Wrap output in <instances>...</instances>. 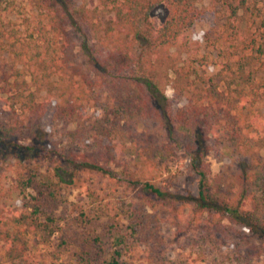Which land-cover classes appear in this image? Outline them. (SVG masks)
<instances>
[{
    "label": "trees",
    "instance_id": "trees-1",
    "mask_svg": "<svg viewBox=\"0 0 264 264\" xmlns=\"http://www.w3.org/2000/svg\"><path fill=\"white\" fill-rule=\"evenodd\" d=\"M28 1L34 14L18 23L10 19L15 0H0V142L25 136L32 141L24 147L27 160L41 161L47 158L35 141L44 140L47 126L64 121L75 126L67 135L76 147L93 151L51 162L55 166L48 161L45 189L30 178L21 181V191L34 193L20 208L0 179L3 261L37 264L30 240L47 243L64 233L56 218L64 199L60 185H71L84 172L109 180L123 175L125 188L136 190L150 209H167L173 227L191 235L237 227L243 239L259 242L264 256L260 0H213L212 27L203 39L215 60L200 56L186 39L208 14L198 0H98L93 8L69 0ZM159 5L168 8L162 26L151 19ZM169 86L184 106L173 109ZM148 122L165 132V142L150 134ZM180 153L199 179L196 195L178 196L160 180ZM211 155L236 168L226 188L213 176ZM124 213L118 216L135 233L137 208ZM104 217L100 209L92 221ZM83 239L76 264H154L153 255L137 253L138 237L110 242L98 233ZM200 262L207 264L205 257ZM237 263L249 262L245 257Z\"/></svg>",
    "mask_w": 264,
    "mask_h": 264
},
{
    "label": "rangeland",
    "instance_id": "rangeland-1",
    "mask_svg": "<svg viewBox=\"0 0 264 264\" xmlns=\"http://www.w3.org/2000/svg\"><path fill=\"white\" fill-rule=\"evenodd\" d=\"M69 1L75 7L84 5L93 8L98 3V0ZM260 2L264 9V0H260ZM15 6L17 9L14 15L10 16L13 21L22 23L24 14L29 17L34 14V9L28 0H15ZM197 7L208 14L205 20L199 22L194 30L186 36L187 42L192 45L193 50L198 48L200 56L207 55L210 60H215L217 53L208 49L203 39L204 33L212 27L213 0H198ZM167 17L168 8L166 5H159L151 14L152 21L159 26L165 23ZM166 94L173 103V109L185 105V101L180 102L174 98L172 87L167 88ZM259 108L261 115L264 116V105H260ZM74 128L73 124L64 121L47 126L45 129L48 132L44 140L42 142L35 141V144L43 148L42 157L47 158L41 161L27 160V151L24 150V147L30 145L32 141L25 136L16 135L10 140L0 142V179L6 187H11L14 206L20 208L23 200L34 193L32 189L26 192L21 191L22 188L19 187L21 181L26 182L30 178L39 188L47 187L49 184L46 172L48 161L52 166H55L56 164L51 162L71 159L72 155L79 154L80 151H93V148L90 147L77 148L74 142L68 138L67 132ZM146 128L150 134H155L163 142L166 141L165 132L155 123L148 122ZM260 153L264 157V147L261 148ZM208 161L216 182L226 188V183L236 172V168L230 165L228 158L211 155ZM169 168L170 170L165 171L161 177L162 182H165L178 196L197 194L199 179L189 169V160L185 159L183 153H180L177 159L169 163ZM122 176L119 174L115 180H109L103 175L84 172L78 175L71 185H60L64 199L60 201L56 218L60 219L64 233L56 232L47 243H43L40 237H32L29 251L32 262H37V264H76L74 252L81 247L83 237L91 239L93 234L103 233L110 242H113L114 238L122 236H126L128 242L133 241L134 236L138 237L137 253L143 257L153 255L155 257L154 264H188L190 261H193L194 264H201L202 257L206 258L207 264H238V260H243L245 257L248 264H264V256L259 254V242L255 239L249 241L245 237L243 239L239 228L230 227L226 231L217 229H212L209 232L198 231L193 233V236L185 228L178 230L173 227L167 209L152 210L147 207L146 203L138 199L139 193L136 190L125 188L121 182ZM135 207L139 225L134 226L136 228L134 233L130 229L129 221L121 219V214L118 215L120 210H124L126 212L124 214H127ZM100 209L108 217H104L98 224H95L92 218H94V212H100ZM123 230L126 231L123 232ZM67 246H69V252L64 250H67ZM0 264H7L3 261L1 250ZM141 264L150 263H146L144 260Z\"/></svg>",
    "mask_w": 264,
    "mask_h": 264
}]
</instances>
